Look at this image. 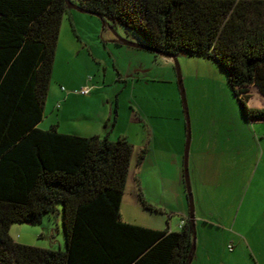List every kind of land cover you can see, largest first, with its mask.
Wrapping results in <instances>:
<instances>
[{"label":"trees","instance_id":"1","mask_svg":"<svg viewBox=\"0 0 264 264\" xmlns=\"http://www.w3.org/2000/svg\"><path fill=\"white\" fill-rule=\"evenodd\" d=\"M77 1L154 50L214 60L245 118L264 122V0ZM69 9L66 0H0V264H190L189 217L178 231L122 220L134 151L125 137L39 128ZM58 205L64 250L11 238L13 223L39 224Z\"/></svg>","mask_w":264,"mask_h":264},{"label":"rangeland","instance_id":"2","mask_svg":"<svg viewBox=\"0 0 264 264\" xmlns=\"http://www.w3.org/2000/svg\"><path fill=\"white\" fill-rule=\"evenodd\" d=\"M121 39L141 41L132 30L119 25L111 29L108 20L98 15L75 9L65 12L40 127L48 129L53 124L50 111H59L60 87L67 93H63L65 100L70 95L75 104L63 125L104 131L100 121L111 109L109 139L125 137L134 150L121 216L131 223L166 229L168 223L177 224L181 218L175 211L179 198L189 208L184 180L188 126L183 87L190 131L187 166L192 184H197L196 175L209 177L210 184H205L202 191L210 199L208 207L221 212L227 224L237 217L234 230L247 241L242 246L245 255L236 264H264V122L245 118L227 73L214 60L184 53L172 59L122 46ZM115 64L124 70L121 80L117 79ZM86 84L94 86L87 96L72 93V86L79 89ZM88 96L94 101L87 113L95 121L79 118V110L86 105L83 99ZM103 97H109L108 101L103 102ZM261 105L259 99L251 104ZM142 149L145 156L138 162ZM208 187L212 188L210 192ZM57 207L58 212L46 214L39 224L13 223L11 238L20 244L64 250L62 208Z\"/></svg>","mask_w":264,"mask_h":264},{"label":"crops","instance_id":"3","mask_svg":"<svg viewBox=\"0 0 264 264\" xmlns=\"http://www.w3.org/2000/svg\"><path fill=\"white\" fill-rule=\"evenodd\" d=\"M73 17V15H72ZM74 18V17H73ZM141 42V41H139ZM122 46L123 43H120ZM119 48V47H117ZM131 48V47H130ZM121 50V49H120ZM117 71V79L121 80L124 78V70L120 66L114 65ZM107 67V66H106ZM106 72V71H105ZM105 75H103V78ZM103 83H105V78L103 79ZM72 90L77 89L76 87H71ZM69 90V91H72ZM60 91L62 92L61 96V106L59 104L56 105V108L59 109L58 113H55L50 111V121L53 123L52 125L57 126V130L62 133H77L83 136H92V135H98V136H105L107 135L108 138H111V133L109 130H107V125L109 121L111 120V109L107 113V117H103V120L100 122L104 123L103 127L104 131L102 130H97V129H92V130H87L83 126H70V125H63L65 122L66 118L68 117V114L71 110L70 107H74L75 104L72 102V99L70 98L71 96L65 100L64 94H67L66 91H63L60 87ZM50 92V85H49V91ZM75 95V94H74ZM78 95V94H77ZM48 96V95H47ZM73 97V96H72ZM97 97V96H96ZM100 98V97H97ZM109 97L102 98V101L104 100L108 101ZM84 102L86 105H84V108H81L79 110V118L81 119H86V120H92L95 121L94 116L92 114L87 113V110L91 107L92 101H94V98L91 96L85 97ZM83 105V104H82ZM104 110H106V107H103ZM51 125V126H52ZM39 128L40 125H39ZM41 129H46V128H41ZM176 162V161H175ZM190 178V185H191V191L193 192V208H194V215H195V228L197 235L195 237V244H194V252H193V257L190 262V264H236L237 260L240 259V257H244V252L242 250V246L246 245L244 242L247 240L242 238L240 236V231L239 230H234L236 228L234 224L236 223V220L230 222V224H227L224 220L223 217L221 216V212L216 210L215 208H210L208 207V201L210 199L205 197L202 193L204 190L205 184H210V178H204L199 177L196 175L195 181H197V184H192V178ZM175 181L178 182V179ZM196 185V188H195ZM210 186V185H209ZM216 187V185L213 186V189ZM196 193H195V189ZM194 189V190H193ZM212 190V188H209ZM178 196L180 197L181 195L178 193ZM211 196V195H210ZM196 201V202H195ZM177 213L180 214V219L177 222V224H172L171 222L167 224V228L163 229L160 228L159 226H151L150 225H143V224H137L136 222L132 223L135 225L147 227V228H152L156 230H172V231H178L179 230V223L182 220H186L189 217V208L188 210L185 207V204L183 203V200H178V203L176 204ZM122 218V216H121ZM123 221H125L122 218ZM128 222V221H125ZM131 223V222H129ZM233 230V231H230ZM52 230L51 228H48V231ZM57 230L59 231L58 227ZM232 246V250L228 248V246ZM249 246V244L247 243ZM40 248H44L43 246H39Z\"/></svg>","mask_w":264,"mask_h":264},{"label":"water","instance_id":"4","mask_svg":"<svg viewBox=\"0 0 264 264\" xmlns=\"http://www.w3.org/2000/svg\"><path fill=\"white\" fill-rule=\"evenodd\" d=\"M66 3H67V5H68V7L70 9H75V10H77L79 12H83V13H91V12L81 8L77 4L72 3L70 0H66ZM95 15H98V14H95ZM111 29H113V28H111ZM121 41H122V43L124 45L129 46V47H133V48H137V49H141V50H146V51H152V52H154L157 55L164 56V57H169V58H172V59L176 58V56H168V55H166V54H164V53H162L160 51L154 50V49L150 48L149 46H147L146 44H144L142 42H132V41H127V40H123V39H121ZM176 68H177V71L179 72V68H178L177 63H176ZM180 85L182 87L181 80H180ZM182 99H183L184 107H185V110H186L187 126H188V140H187L186 149H185V155H184V180H185L186 189H187L188 198H189V219H190V221L192 223V226L194 228L193 244H195V237H196L195 215H194V208H193V196H192L190 178H189L188 166H187V156H188V150H189L190 131H189V120H188L187 105H186L185 93L183 91V87H182Z\"/></svg>","mask_w":264,"mask_h":264},{"label":"built area","instance_id":"5","mask_svg":"<svg viewBox=\"0 0 264 264\" xmlns=\"http://www.w3.org/2000/svg\"><path fill=\"white\" fill-rule=\"evenodd\" d=\"M87 82H91V77H88L87 78ZM61 89L63 91H65L64 87H61ZM94 89V86L93 85H89V84H86V85H83L81 86L79 89H75L72 91L73 94H79V95H83V96H87L88 94H90V92ZM185 221L182 220L180 223H179V229H181L184 225ZM228 248L230 250H232V246L229 245Z\"/></svg>","mask_w":264,"mask_h":264}]
</instances>
